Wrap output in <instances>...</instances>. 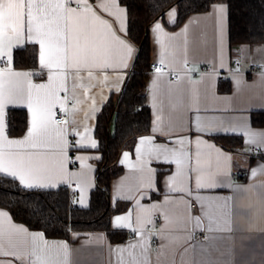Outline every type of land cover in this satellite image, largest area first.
<instances>
[{
	"label": "crops",
	"instance_id": "crops-1",
	"mask_svg": "<svg viewBox=\"0 0 264 264\" xmlns=\"http://www.w3.org/2000/svg\"><path fill=\"white\" fill-rule=\"evenodd\" d=\"M114 2L115 6L113 0H89L93 11L107 20L113 32L132 47L127 67L116 64L106 70L93 68L91 78L86 71L82 72L81 79L69 75L67 91L59 93L68 116L63 123L55 121V126L66 133L65 154L60 155L49 149L33 150L51 152L44 175L50 177L57 187L68 183L73 201L82 207L90 203L91 192L96 186L97 161L101 158L95 135L97 117L104 104L120 93L137 51L127 37V8L119 0ZM217 7H223L222 17L216 13ZM170 10H174L177 20L176 8ZM170 10L164 20H157L151 27L152 57L153 61L158 62L163 59L170 70L180 71V78L172 81L166 73L149 72L147 92L153 114V129L158 130L152 129L151 133L139 136L133 148L122 151L119 163L124 171L112 182V204L117 209L112 217L113 228L126 230L130 234L121 242H111L101 231L73 232L71 239L49 238L44 234V239L51 246L44 254L51 258L53 264H264V169L258 167L264 164V154L260 151V154L253 155L251 152L252 146L259 149L264 146V126H254L251 119L252 112L264 111V44L230 46L228 9L224 3H215L206 12L194 13L174 28L168 23L173 18ZM157 23L166 34L159 37V42L158 33L154 30ZM15 48L18 47H13L12 56ZM236 59L241 61L240 66L233 65ZM257 63L259 68L252 71ZM187 64H192V69L199 73L192 75L185 71ZM202 64H208L211 70L200 71ZM12 67L16 71H42L39 65L36 68H17L12 64ZM221 82L230 84L231 89L221 91ZM33 83H47L46 71L42 76L34 75ZM10 108L26 107L8 106L6 122ZM28 115L29 128V111ZM197 117L202 126L213 131L242 128L250 135L239 134L244 140L242 147L226 148L217 143L212 135L195 131ZM27 130L23 135L13 137L6 129V134L9 139L20 140ZM144 137H154L155 145L168 149H179L176 141L185 140L184 150L189 152L190 159L185 165V174L178 177L176 186L185 189L191 187L195 195V178L198 174L209 181H230L236 186L235 190L218 187L199 191V195L209 202L203 211L219 218L223 230L208 232L194 227L191 217L202 214L200 206L186 193L169 191L168 178L174 175L176 166L148 156L147 152L153 145H142L140 140ZM198 138L215 145L224 155L217 156L215 150L202 145L197 158ZM92 141L96 143L95 148L89 146ZM137 148H141L145 154L140 156ZM193 168L197 171H191ZM253 169H257L254 176ZM159 172H162L161 187L158 184ZM238 172L244 176L237 177ZM150 182L154 183V188L149 187ZM125 195L134 198H120ZM229 197L228 207H223ZM137 200L142 208L137 207ZM0 212L7 214L0 246L21 254L28 252L30 237L9 230L7 217L11 218L13 225L23 226L30 233L42 231L31 230L17 222L7 209L0 207ZM129 213L133 227L139 229L136 233L129 228L114 227L116 217ZM154 214L161 216L159 221H155ZM137 217L145 222L138 224ZM149 218L151 224L146 223ZM204 222L207 224L206 219ZM204 233L207 237L201 239ZM153 239L158 240V246L152 245ZM9 259L12 258L0 256V260ZM14 264L21 262L15 261Z\"/></svg>",
	"mask_w": 264,
	"mask_h": 264
},
{
	"label": "snow or ice",
	"instance_id": "snow-or-ice-1",
	"mask_svg": "<svg viewBox=\"0 0 264 264\" xmlns=\"http://www.w3.org/2000/svg\"><path fill=\"white\" fill-rule=\"evenodd\" d=\"M113 3L115 6L114 0ZM223 11V7L216 8L218 17L223 16ZM169 14L173 18L168 23L174 26L176 23L174 10H170ZM154 30L158 33L159 42V37L166 34L159 23L155 25ZM25 43L38 45V62L42 70L39 73L16 71L12 67L13 47H22ZM132 52V47L113 32L111 24L93 11L89 0H0V62L6 59V63L0 64V175L13 178L25 189L57 187L50 177L44 175L51 152L33 150L49 149L60 155L65 154L66 133L64 129L55 126L54 109L58 105L61 110L64 108V101L61 100L59 93L67 91L66 80L69 75L74 79H81V74L85 71L91 78L93 68L106 70L116 64L126 68L127 60ZM159 63L163 65L164 60L161 59ZM45 71L47 83H33V76H42ZM156 72L163 74L160 67L156 68ZM8 106L26 107L31 114L30 126L23 139H9L6 134ZM156 123L158 125V120ZM157 130L158 128L153 129V131ZM195 131L207 135H239L241 133L245 136L250 135L242 128L213 131L202 126L199 117L195 121ZM153 141L154 137H144L140 140L142 145L145 143L153 145L147 155L154 157L158 162L176 166V172L168 178L169 191L186 193L202 210L200 216L191 217L194 227L208 232L223 230L219 218L203 211L209 202L199 195V191L204 188L218 187L235 190L236 186L230 181H209L202 174H198L195 178V195L191 187L185 189L176 186L178 177L185 174L184 168L190 159L189 152L184 150L185 140L176 141L180 145L179 149L157 146ZM196 145L197 158L202 145L215 150L217 156L224 155L221 149L199 138ZM89 146L95 148V141H92ZM260 151L264 154V146L260 147ZM136 152L140 156L145 154L141 148H137ZM124 155L127 157L128 154ZM161 156H163L162 160ZM197 163H199L198 159ZM61 167H63L62 163ZM258 167L264 169V164ZM191 171H197V169L193 168ZM256 172L257 169H253L252 175H256ZM149 187L154 188V183L150 182ZM120 198L129 200L134 197L125 195ZM230 199L229 197L225 200L223 207H228ZM136 205L143 207L139 200L136 201ZM6 216V213L0 212V235L4 232ZM205 219L207 224L204 222ZM6 222L9 230L29 236L31 247L28 252L21 254L0 246V256L12 258L0 260V264H14L15 261H20L21 264H53L51 258L44 254L51 247L44 239V233H30L23 226L13 225L10 217H7ZM136 222L142 225L145 221L137 217ZM146 223L151 224L152 220L149 218ZM114 227L129 228L133 233L139 231L138 228L133 227L131 213L116 217Z\"/></svg>",
	"mask_w": 264,
	"mask_h": 264
},
{
	"label": "trees",
	"instance_id": "trees-1",
	"mask_svg": "<svg viewBox=\"0 0 264 264\" xmlns=\"http://www.w3.org/2000/svg\"><path fill=\"white\" fill-rule=\"evenodd\" d=\"M95 1V0H91ZM127 8V37L137 47L131 70L118 95L104 104L97 117L95 135L101 158L97 161L96 186L86 207L77 205L71 190L57 188L25 189L11 177L0 175V207L31 230H40L49 238L71 239L74 232H105L111 242L124 241L130 232L113 228L112 217L117 209L112 204V182L123 171L120 155L133 148L137 138L153 129V114L149 103L148 76L153 61L151 27L164 20L171 8L177 10L172 28L183 24L190 15L208 11L215 3L228 9V37L231 47L264 44V0H119ZM13 64L17 68H36L38 46L27 44L15 48ZM221 91L231 85L221 82ZM252 124L264 126V111L252 112ZM26 108H10L7 112L9 136H20L28 128ZM226 148L236 149L244 144L241 135L211 136ZM264 158V156H263ZM159 172L158 184L161 187ZM244 176V175H243ZM239 176V177H243ZM154 197L156 194L153 195Z\"/></svg>",
	"mask_w": 264,
	"mask_h": 264
},
{
	"label": "built area",
	"instance_id": "built-area-1",
	"mask_svg": "<svg viewBox=\"0 0 264 264\" xmlns=\"http://www.w3.org/2000/svg\"><path fill=\"white\" fill-rule=\"evenodd\" d=\"M3 63H6V59L5 61H2L0 62V64H3ZM233 65L234 66H240L241 65V61L236 59L234 60L233 62ZM157 67H160L162 68V71L163 73H166L169 77L170 80L172 81H176L180 78V75H181V72L180 71H174V70H170L164 63L163 65H161L158 61H152L151 64H150V68H149V72H156V68ZM192 64H187L185 66V71L187 72H190L192 75H197L199 73V71L195 70V69H192ZM200 67V71L202 72H207L209 70H211V66H209L208 64H202ZM259 68V64H255L254 67L252 68V71H256L257 69ZM221 77H223L222 74H220ZM67 95V94H66ZM68 114H67V109L63 108V110H61V108H57L55 110V121L57 123H63L65 122L66 118H67ZM251 152L253 155H258L260 154V149L257 147V146H252L251 147ZM241 174L240 172H238L236 174L237 177H239ZM65 187H68L69 188V184H65L64 185ZM73 194V193H72ZM74 199V197H73ZM154 219L155 221H159L161 216L159 214H154ZM148 230H152L150 227H147ZM207 235L204 233V234H201L200 238L201 239H206ZM152 245L154 247L158 246V240L157 239H153L152 240Z\"/></svg>",
	"mask_w": 264,
	"mask_h": 264
},
{
	"label": "rangeland",
	"instance_id": "rangeland-1",
	"mask_svg": "<svg viewBox=\"0 0 264 264\" xmlns=\"http://www.w3.org/2000/svg\"><path fill=\"white\" fill-rule=\"evenodd\" d=\"M259 46H263V45H259ZM246 50V49H245Z\"/></svg>",
	"mask_w": 264,
	"mask_h": 264
}]
</instances>
